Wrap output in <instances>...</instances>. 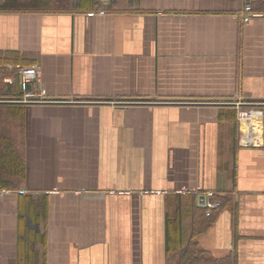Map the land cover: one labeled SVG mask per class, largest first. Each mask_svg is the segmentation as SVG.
Here are the masks:
<instances>
[{
  "label": "crops",
  "instance_id": "0c3cea01",
  "mask_svg": "<svg viewBox=\"0 0 264 264\" xmlns=\"http://www.w3.org/2000/svg\"><path fill=\"white\" fill-rule=\"evenodd\" d=\"M248 4L0 0V264H264V108L262 144H237L235 104L264 103ZM33 64L45 99L18 102Z\"/></svg>",
  "mask_w": 264,
  "mask_h": 264
},
{
  "label": "built area",
  "instance_id": "2783aa9c",
  "mask_svg": "<svg viewBox=\"0 0 264 264\" xmlns=\"http://www.w3.org/2000/svg\"><path fill=\"white\" fill-rule=\"evenodd\" d=\"M254 16H264L263 12H255L251 5H245L242 10L237 13L241 23L248 22ZM17 79L22 86L23 95L18 102H43L45 99V91L40 88L37 91L27 89V86L33 83L40 82L41 67L39 64L19 67L16 71ZM236 106V119L238 123L237 144L239 147L260 146L261 140V125L263 121L264 103H247ZM213 193H208V198L213 197ZM205 215L210 217L213 210L221 207V202L218 200H207L205 203Z\"/></svg>",
  "mask_w": 264,
  "mask_h": 264
},
{
  "label": "trees",
  "instance_id": "16d2710c",
  "mask_svg": "<svg viewBox=\"0 0 264 264\" xmlns=\"http://www.w3.org/2000/svg\"><path fill=\"white\" fill-rule=\"evenodd\" d=\"M83 5H81V8L83 9ZM84 9H85V7H84ZM20 98V96L19 97H17V100ZM13 99H16V98H13ZM8 162H9V164H11V166H14V168L16 167L17 168V166H18V160L17 159H13V157H10V159H8ZM15 168V169H16ZM215 196V195H214ZM214 200H218L219 201V198H213ZM221 202V201H220ZM221 206H222V202H221ZM195 231V230H194ZM200 232V231H199ZM213 263H215V264H229V262L227 263V262H218V261H215V260H212V261H204V263L203 264H213ZM199 264V263H198Z\"/></svg>",
  "mask_w": 264,
  "mask_h": 264
}]
</instances>
